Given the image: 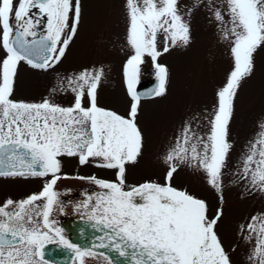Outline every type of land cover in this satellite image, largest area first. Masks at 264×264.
<instances>
[{
	"label": "snow or ice",
	"instance_id": "1",
	"mask_svg": "<svg viewBox=\"0 0 264 264\" xmlns=\"http://www.w3.org/2000/svg\"><path fill=\"white\" fill-rule=\"evenodd\" d=\"M176 4L177 0H126L130 17L127 39L134 54L124 65L128 92L133 100L129 118H125L97 106L100 70L94 74L84 72L76 80H69V84H76L72 88L75 103L71 107H61L47 98L41 103L12 100L18 62L26 61L40 69L58 62L77 31L81 5L80 0H0V39L7 52L0 66V176L52 175L38 195L33 194L18 203L9 199L0 206V264H38L37 258L43 259L45 243L53 242L51 232L64 245L75 247L60 234V229L52 227L54 221L50 220L57 202L53 185L60 179L61 165L57 157L65 154H78L81 164L89 157H99L104 161L100 166L118 169V184L95 180L111 192L97 199L91 214L95 217L99 213V221L110 228L115 237L126 239L132 248L139 250L135 264H230L229 256L214 231L219 214L210 220L203 200L170 185L157 183H144L131 191L123 190L125 162L133 161L142 145V134L135 122L140 96L133 88L139 66L146 54L151 57L159 79L154 94L162 95L167 68L155 63L161 54L156 47L157 33L162 30L170 34L173 43L178 34L185 43L188 41V27L178 15ZM227 6L232 27L225 32V38L229 32L234 37L235 66L226 85L217 93L218 109L208 137L210 157L208 143L202 142L203 155L195 143L190 149L192 160L199 161L209 176V183L217 188L220 170L230 147L226 135L233 98L240 80L253 69L254 51L264 45V0H227ZM33 7L46 14L47 35L29 40L26 37L37 35L30 18ZM215 15L217 20H224L219 10ZM13 18L15 29L11 23ZM68 29L70 31H66ZM167 50L165 47L164 51ZM85 86L89 107L82 105ZM188 132L186 128L183 142H178L167 160L187 158L189 149L185 145L192 138ZM257 143L261 147L257 149L256 144L252 145L244 170L247 174L250 166L255 164L252 182H259L264 188V131ZM257 154L258 160L255 159ZM6 164L11 170H5ZM174 171V167L170 168L168 178ZM134 197H140L144 202L136 203ZM41 198L47 201L42 212H36L37 216L43 217L42 226L34 221L32 209L26 208ZM9 206L18 210L8 211ZM84 206L87 207L88 203L85 202ZM248 228L257 236L253 257L259 264H264V221L258 228L256 224H249ZM109 239L115 251L121 256L127 255L121 243L112 237ZM106 246L101 244L98 247ZM76 252L79 257L96 254L79 248Z\"/></svg>",
	"mask_w": 264,
	"mask_h": 264
},
{
	"label": "rangeland",
	"instance_id": "2",
	"mask_svg": "<svg viewBox=\"0 0 264 264\" xmlns=\"http://www.w3.org/2000/svg\"><path fill=\"white\" fill-rule=\"evenodd\" d=\"M80 5L77 31L64 55L46 69L18 62L11 99L47 98L61 107H71L75 103L72 88L76 84H69V80H76L84 72L94 74L100 70L97 106L129 118L133 100L128 92L124 65L134 50L127 39L130 17L126 0H80ZM176 8L188 27V41L185 43L178 34L173 43L170 34L162 30L157 33L156 47L161 54L155 63L167 68L165 92L139 100L135 122L142 134V145L137 154L136 174L153 178L150 183L170 185L203 200L210 220L219 214L214 231L230 264H259L253 257L257 236L248 225L256 224L258 228L264 221V188L259 182H252V169L256 165L252 164L246 174L244 162L253 144L257 149L261 147L257 141L264 131L261 127L264 125V45L254 51L253 69L240 80L233 98L226 135L230 147L217 188L209 183V176L199 161L192 160L190 149L195 143L203 155V143H208V156L211 155L208 137L218 109L217 93L226 85L235 66L234 37L229 32L225 38V32L232 27L231 16L227 0H177ZM217 10L223 15V21L217 20ZM11 23L16 25L14 18ZM6 56L0 39V66ZM156 72L154 62L146 54L136 82L145 83ZM82 105L90 106L87 86ZM186 128L192 137L185 145L189 149L187 158L167 160L178 142H183ZM255 159H259L258 154ZM172 167L175 171L167 178ZM20 190L22 187L8 182L0 185V195ZM254 217L257 219L253 220Z\"/></svg>",
	"mask_w": 264,
	"mask_h": 264
},
{
	"label": "flooded vegetation",
	"instance_id": "3",
	"mask_svg": "<svg viewBox=\"0 0 264 264\" xmlns=\"http://www.w3.org/2000/svg\"><path fill=\"white\" fill-rule=\"evenodd\" d=\"M30 18L33 21V30L37 35L36 37L26 38L29 40L39 39L41 36L47 35L46 14L41 13L38 8L33 7L31 9ZM13 27L15 29V26ZM156 76L157 72L154 73L152 78L145 83L139 81L135 82L133 85L134 91L141 93L140 90L152 83ZM138 95L140 96V99L156 97L155 94L145 96L141 94ZM17 101H23L26 103L43 102V100L37 99L31 101ZM100 107L103 108V106ZM104 109L111 110L108 108ZM57 158L59 159L61 165L60 172L58 173L60 179H58L56 184L53 185V190L57 193V202L50 215V220L54 221L52 227L54 229H60V234L75 247L72 248L64 245L60 241L59 237L55 236L54 232H51L50 235L53 236V242L45 243L43 248V259L37 258L38 264H114L103 252L84 246L74 239L71 232L68 230V222L71 220L87 219L104 224L98 219L100 214L97 213V216L94 217L91 214V209L96 205V201L100 196L110 194L111 190L103 188L101 185L97 184L95 180H104L106 182L118 184V169L100 166L104 163V161L99 157H89L87 162L84 164L80 163L78 154L73 156L65 154ZM136 165L137 156L133 161L125 162L124 191H131L135 187L153 181V178H146L142 175L140 176L138 175L139 173L136 174ZM5 170H11L7 164L5 165ZM166 177L168 178L167 174ZM51 179V174L43 177L32 176L30 174H26L24 176H0V185L8 182L12 185L19 186L20 188L22 187V190L13 191L12 194L0 195V206H3L9 199L18 203L33 194L38 195L43 191L45 184ZM46 202V198H41L40 200L33 202L32 205L26 206V208L32 209L34 221L38 222L41 226L43 225V217L42 215L37 216L36 212H42L43 206ZM85 202L88 203L87 207L84 206ZM134 202L143 203L144 201L140 197H134ZM7 210L15 211L18 209L13 206H9ZM44 230L47 231L46 229ZM76 248H79L81 251L86 253L94 251L96 254L94 256L85 255L84 257H79L77 255ZM100 253H103V255Z\"/></svg>",
	"mask_w": 264,
	"mask_h": 264
},
{
	"label": "water",
	"instance_id": "4",
	"mask_svg": "<svg viewBox=\"0 0 264 264\" xmlns=\"http://www.w3.org/2000/svg\"><path fill=\"white\" fill-rule=\"evenodd\" d=\"M158 85L159 79L158 76H156L152 83L140 90L141 93H138L137 91L135 92L143 96L152 95ZM68 223V230L71 232L72 237L80 244L103 252L114 264H135V260L139 255V250L132 248L130 242L126 239L120 240L115 237V233H113L110 228L105 227V224L87 219L71 220ZM109 237H112L117 240V242L121 243L122 246L126 248L127 255L121 256L115 251L111 247L112 240H110ZM101 244L107 246L102 248L98 247Z\"/></svg>",
	"mask_w": 264,
	"mask_h": 264
}]
</instances>
